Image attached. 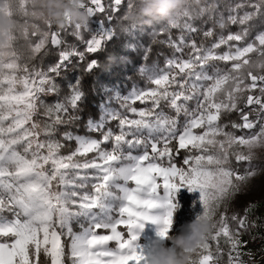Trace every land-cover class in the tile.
<instances>
[{"label":"snow or ice","instance_id":"obj_1","mask_svg":"<svg viewBox=\"0 0 264 264\" xmlns=\"http://www.w3.org/2000/svg\"><path fill=\"white\" fill-rule=\"evenodd\" d=\"M122 2L113 0L112 9L118 10ZM132 7L134 0H129L127 11ZM189 7L188 4L186 10L177 12L173 20L166 22L167 27H180L178 20L188 17ZM86 10L91 16L104 13L106 8L102 0H88ZM20 14L40 19L34 9L29 12L26 8V0H21ZM255 14L245 12L239 17L232 15L229 20L232 24L245 25ZM45 24L48 29L41 31L28 20L18 21L20 37L33 53H39L49 39L53 46L63 43L60 34L51 31V23ZM66 24L72 25L70 20ZM85 27L72 25L73 33L79 36ZM183 27L196 31L188 23ZM37 33L40 40L32 47L29 37ZM204 35L213 33L208 31ZM247 35L246 28L229 33L207 48L192 42L187 58L169 60L167 69L150 78L155 88L137 91L124 99L122 107L137 114L139 119H129L120 112L108 114L100 124L89 127L101 131L102 140L65 132V140L77 143L68 155H61L63 145L51 137L55 125L76 117L65 121L60 115L67 112L63 104L46 106L39 96L55 91L48 73L57 72L71 56L83 57L84 53L62 50L60 60L47 72L30 70L17 63L18 57L13 51L17 35L12 36L7 50L0 51V264H65L66 256L71 264H147L145 253L136 243V230L143 229L145 221H151L159 226L157 235L166 239L176 207L173 199L182 186H188L190 191L199 189L204 211L198 218L210 219L214 230L195 253L191 264H217L218 257L210 252V246L214 241L219 252L222 238L230 244L228 264H244L238 251V237L251 225L237 214L228 217L227 208L253 173L238 175L227 165L230 155L237 161L251 159L237 152L230 153L225 145L243 146L258 141L264 138V126L258 134L238 136L218 122L223 113L238 111L242 123L233 124V128L255 127L236 102L234 94L241 84L250 93L259 92L246 97L245 107L258 105L264 111V74L249 72L246 79L238 75L245 65L253 62L247 56L249 53H259L256 62L264 67V32L246 45L231 43L244 41ZM108 38L110 34L106 32L93 35L86 42V51L100 50ZM224 45L228 51L218 53L216 50ZM176 49L182 51L179 45ZM211 61H230L231 66L228 71L217 69L208 74L206 68ZM95 64L91 61L89 70ZM170 84H176L179 90L170 92ZM186 89L193 94H187ZM78 99V92L74 91L73 108ZM129 100H151L152 108L137 112ZM193 100L196 106L190 109L187 102ZM161 101L168 102L175 117L153 111L160 107ZM181 114L186 117L183 125L178 124ZM38 115L48 120H38ZM108 120L119 121L118 134L111 128L103 131ZM194 129H201L202 133L196 134ZM41 135L45 138L41 139ZM107 143L112 144L111 150L102 147ZM134 149L140 153L134 155ZM180 149H190L192 154L184 157L182 166H177L173 154ZM89 153L95 156L83 161L77 159L86 158ZM222 206L225 211L220 213L219 220H214ZM5 212L11 216H5ZM82 220L87 222L86 226ZM74 221L81 223V232L73 231ZM119 226L126 231L118 230ZM100 229L111 234H99ZM65 235L69 238L67 251L62 240ZM110 241L115 242V247L109 246Z\"/></svg>","mask_w":264,"mask_h":264},{"label":"trees","instance_id":"obj_2","mask_svg":"<svg viewBox=\"0 0 264 264\" xmlns=\"http://www.w3.org/2000/svg\"><path fill=\"white\" fill-rule=\"evenodd\" d=\"M5 1L8 5L7 15L14 17L17 25V40L13 43V51L18 57L17 63L21 67L47 72L51 66L60 60V52L62 50L75 49L84 53L83 57L78 55L71 56L57 72L48 73L52 77L55 91L52 93H41L39 96L40 101H43L46 106H52L56 103L63 104L67 108V112L60 115L65 121H69V117H76V119L69 122L55 125V131L51 138L63 145L60 149L61 154H67L76 147L75 140L64 139L63 134L65 132L77 136L89 135L102 140L101 131L90 130L91 123H94V125L100 124L110 114V111L137 117L136 114L122 107V104L125 102L126 94L132 88L146 83L147 77L143 73V68L150 67L155 63L162 64L166 58L178 56L179 54H187L186 56H188L191 52L190 45L192 42L206 48L210 47L220 36L226 35L230 30L245 27L254 33L259 27L264 26V0H189L188 4L190 7L187 9L189 15L178 20L180 27L177 28L167 27L166 22L156 23L151 26L129 24L125 20L126 14L138 6V0H134V7L129 11H127L129 0H123L118 10L112 9V0H103L106 11L104 13L98 12L89 19L91 32L95 28L94 21H100L110 29V38L103 42L100 50L93 53L86 51V40L91 36L90 31L83 30L81 35L77 36L73 33L72 26H62L59 34L63 43L60 46H53L49 41L39 53H33L29 44L24 38L20 37L18 31V21L26 20V17L20 14L21 0ZM256 6H259L258 10ZM109 12L111 17H109ZM235 12L238 13L237 17L244 15L245 12H255L256 14L245 25H239L232 24L229 20L231 14ZM92 20L93 24L91 23ZM185 23L190 24L196 31L184 28L183 25ZM208 31H212L213 35L205 36L204 33ZM35 38L36 35H30L31 43L34 42ZM174 42L182 48V51H177L176 46H173ZM249 58L253 62L246 65V74L249 72L257 75L264 74V72H254L252 70V68H264L256 62V59L259 58V53H251ZM91 61H95L96 64L89 70L88 65ZM216 65L225 71L229 69V66H226V62L216 61L214 66ZM176 87V84H170L168 85V90L170 92L176 91ZM74 91L78 92L79 99L73 108L71 101ZM186 92L193 94L190 89H186ZM128 103L139 110L152 108L151 100L145 102L134 100L128 101ZM195 104V100L187 102V106L190 109L195 108ZM240 107L243 108L245 115L252 118V122L261 116L259 113L247 112V107L249 106L245 107L244 104H241ZM43 111L44 109L41 107L40 112L42 113ZM153 111H162L169 116H176L167 101H161L160 107L153 109ZM185 118L181 114L178 117V124L182 125ZM36 119L41 121L48 120L47 117L42 115H38ZM118 123V120H108L103 131L111 128L115 134H118L120 131ZM218 123L221 126H226V131L233 132L238 136L247 131V129L241 130L232 127L233 124L242 123L241 114L238 111L223 113ZM44 138L41 135V139ZM128 138L131 139V137ZM102 146L110 148L112 144L107 143L102 144ZM225 147L230 153H234V148L231 145L226 144ZM132 151L140 153L139 149ZM191 154L192 150L190 149H180L178 153L173 154L174 162L177 166H182L184 157ZM245 164V161H237L234 155H230L227 167L234 171L245 170ZM246 192L248 191L243 184L242 190L234 196L231 206L227 208L228 217L233 214L242 217L246 214L247 205L238 199L239 196L245 195ZM173 202L179 205V208L174 211L173 223L168 236L178 234L183 225L193 220L196 207V200L186 186H182L180 190L176 191ZM72 226L73 230H79L75 221ZM62 240L67 251L69 238L65 235ZM165 243L170 246V241L165 240ZM194 257L195 254L192 258ZM220 263L224 264V258L220 260ZM65 264H71V260L67 256L65 257Z\"/></svg>","mask_w":264,"mask_h":264},{"label":"rangeland","instance_id":"obj_3","mask_svg":"<svg viewBox=\"0 0 264 264\" xmlns=\"http://www.w3.org/2000/svg\"><path fill=\"white\" fill-rule=\"evenodd\" d=\"M102 3L104 4L103 0H102ZM87 4H88V0H86V5ZM26 8L29 10V12H31V10L34 9L36 11V13H38L39 18L41 19L40 20L37 18H32L30 16L28 18L26 17V20H28L30 24L34 23L41 31H45L48 29V25H46L45 23L50 22L51 23V31L60 33L61 27H57L56 25H54V23L51 20L48 19L47 15H45V12L37 6L36 0H26ZM2 11H4L6 15L8 14L7 13V7L2 9ZM240 14H242V13H240ZM232 15L237 16L238 13L235 12V13H232L231 16ZM241 16H243V15H241ZM91 17H92V15L90 16V18ZM69 20L71 21L72 25L79 24V23H73L69 12L65 11L63 26H65V27L72 26V25L66 24V22ZM92 22H93V20L91 21V23ZM93 23L95 24V28L92 32L90 29L91 27H90L89 21L87 24H85L86 27L84 30L91 32V36L86 40V42L93 35H96L98 33L106 32V33L110 34L109 27L104 26L102 24V22L94 21ZM242 29H245V27H240V28L235 29V30H230L224 36H227L229 33L239 32ZM262 32H264V26L259 27L257 29V31H255L254 33L250 32L248 30V35L246 36L244 41H241V42H235L234 41L231 43L232 44H238V45H246L248 42H252L255 39V37ZM39 40H40V36H39V33H37L36 38H35L34 42L32 43V47H34L35 43H38ZM49 41H50V39L48 41H46V43ZM176 45H177V43L174 42L173 46H176ZM216 51L218 53H223L225 51H228V46L227 45L221 46V48L217 49ZM250 54L251 53L247 54V56L249 57ZM186 55L187 54H179L178 56L169 57V58H166L162 64L155 63L150 67L143 68V73H144L145 77H147L146 83L141 85V86L132 88V90H130L126 94V98L133 96V94L136 93L137 91L149 90L151 88H155L156 85L150 83V78L155 77L156 75L159 74V72L167 69L169 60H174L177 58H187L188 56H186ZM5 59H10V57H6ZM226 63H227L226 66H229V69H230L231 62L229 61ZM215 64H216V61H211L210 65L207 66L206 71L208 72V74H212L217 69H219L221 71H225L223 68L220 69L219 66H217V65L214 66ZM245 67H246V65L238 73V75L242 79L247 78V77H245V76H247V74L245 72ZM175 71L178 72V69H176ZM229 86L234 87V85H232V84H230ZM17 87H19V85ZM242 87L244 89H246L245 85L241 84L240 90ZM176 88H177L176 91H178L179 88L178 87H176ZM239 91H237V92H239ZM249 94L259 95V92H258V90H253L251 93L247 91L246 97ZM129 101H134V100H129ZM241 104H244V102L240 103V105ZM247 110H248L247 112H249V113H259V115H261V116L256 121H253V122L251 121L252 118L250 116H248V118L250 117L249 120L255 125V127L252 129H247V131L241 135L247 136L250 133L258 134L260 132L261 126H264V111L261 112L260 107L258 105H251V106L247 107ZM139 111L140 110L137 109V112H139ZM110 113H113V112L110 111ZM127 117L129 119H139L138 115H137V117H135V116H127ZM183 123H184V121L182 122V125H183ZM91 126H94V123H91ZM193 131L196 134L202 133L201 129H194ZM73 136H77V135H73ZM80 137L96 139L95 137H91L89 135H83ZM254 142L258 143L260 145H264V138H261L258 141L253 140L251 143H254ZM247 144H250V143H247ZM230 145L234 148V152H237V153H240L241 155H244L240 152L238 147H234V146H238V145H236V144H230ZM76 147H77V143H76ZM105 149L111 150V147L105 148ZM69 153L61 154V155H68ZM133 154L135 155V154H139V153L133 152ZM94 156H95L94 153H89L88 157H86V158L85 157H77V159L83 161L84 159H91ZM244 156L249 157L251 160H245V162H246L245 170H235V173L238 175H243V176H248L249 171H251L253 173V175H251L243 183L248 192H246L245 195H241L238 197L240 202L247 205L246 214L240 218L245 219L246 223L251 225V227L249 229H247L246 231L242 232L240 234V236L238 237V239L240 241L238 251L242 256V260H243L244 264H264V152H260L259 155H257L256 157H253L251 155H244ZM161 184H162V180H161ZM132 186H134V185H132ZM186 187L188 188V186H186ZM180 189H181V187H179L177 190H180ZM190 192L192 193V196L196 200L195 213L193 216V220H194V219L198 218L199 215L203 214L204 208H203V204L201 201V193H200L199 189H196V190H193ZM221 212H223V206L217 212L216 216L214 217V220H219ZM4 215L9 216V217L11 216V214L8 212H5ZM75 223H76L77 227H79V230L78 231L73 230V231L79 233L82 231L81 223H84L86 226L87 222L82 220L81 223H77V222H75ZM231 226L233 228H235L234 224ZM158 228H159V226L157 224H154L151 221H145L143 229H137L136 230L138 232V237H137L136 243L139 244V246L141 247V249L143 250L144 253L150 247L152 240L159 238V236L157 235ZM118 230L126 231L125 229H123V226H119ZM97 231L99 234H102V235H110L111 234L109 230L100 229ZM213 231L214 230L212 229L211 233ZM210 237H211V234L209 235V239H210ZM109 246L115 247V242L110 241ZM229 251H230V244L226 243L223 238L220 241L219 252L217 251V247L215 245V242L214 241L211 242L210 252L213 253L215 257H218L217 264H221L220 260L223 258H224V264H228V261L230 258L229 257ZM250 253L252 255H250ZM102 259H106V258H102Z\"/></svg>","mask_w":264,"mask_h":264},{"label":"clouds","instance_id":"obj_4","mask_svg":"<svg viewBox=\"0 0 264 264\" xmlns=\"http://www.w3.org/2000/svg\"><path fill=\"white\" fill-rule=\"evenodd\" d=\"M189 0H138V6L126 14L129 24L151 26L160 22H168L175 18L177 12L186 10ZM36 4L57 27L64 24V13L69 12L72 22L85 25L90 19L86 10V0H36ZM8 7L5 0H0V51H6L11 43L10 38L17 32L14 17H9L2 9ZM254 72H264V68H252ZM247 91L243 87L235 98L237 103H243ZM238 147L244 155L256 157L264 152V145L258 143L245 144ZM176 205L175 210H178ZM173 211V214H174ZM213 222L208 218L199 217L183 225L178 234L166 239L152 240L145 252L147 264H191L193 255L204 244L211 234ZM165 240L170 241L169 244ZM250 255H252L250 253Z\"/></svg>","mask_w":264,"mask_h":264},{"label":"built area","instance_id":"obj_5","mask_svg":"<svg viewBox=\"0 0 264 264\" xmlns=\"http://www.w3.org/2000/svg\"><path fill=\"white\" fill-rule=\"evenodd\" d=\"M260 238V237H259Z\"/></svg>","mask_w":264,"mask_h":264}]
</instances>
